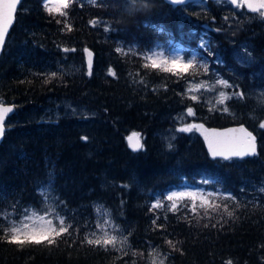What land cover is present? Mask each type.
<instances>
[{"label": "trees", "instance_id": "trees-1", "mask_svg": "<svg viewBox=\"0 0 264 264\" xmlns=\"http://www.w3.org/2000/svg\"><path fill=\"white\" fill-rule=\"evenodd\" d=\"M42 1H22L0 57V101L15 108L0 144V225L38 207L37 188L48 185L73 227L51 245L0 239V264H147L150 249L168 264H264L260 14L225 1L172 7L164 0H71L65 17L45 10ZM203 38L207 51L197 49ZM167 40L178 41L183 55L206 64L207 72L199 67L177 78L144 68L142 57ZM85 49L94 55L89 71ZM215 75L244 99L230 95L218 107L189 98L187 83ZM188 107L194 116H187ZM182 116L184 124L244 125L257 138V156L210 160L193 131H178L185 127ZM133 133L143 144L136 154L126 142ZM185 183L214 193L196 206L197 214L188 199L175 211L162 201ZM157 198L164 207L151 209ZM94 204L125 233L129 249L122 257L110 246L84 242L96 222Z\"/></svg>", "mask_w": 264, "mask_h": 264}, {"label": "snow or ice", "instance_id": "snow-or-ice-1", "mask_svg": "<svg viewBox=\"0 0 264 264\" xmlns=\"http://www.w3.org/2000/svg\"><path fill=\"white\" fill-rule=\"evenodd\" d=\"M95 4L96 0H92ZM173 4H185L187 0H170ZM234 6L239 7L238 0H229ZM247 3V7L250 11L259 12L261 16H264V0H244ZM19 0H0V47L3 46L5 42V37L8 32L9 27L14 21V13L17 8V4ZM71 3V0H58V7L56 8H48L47 3L45 4L46 10L50 13L52 11H56L61 16H67V12L61 11V8H68ZM227 19V17L225 18ZM58 24L63 23L64 27L68 31H72L70 25L66 22L57 20ZM92 26H96L98 24L97 20L90 21ZM105 31H109L108 27H105ZM201 47H206V44L202 41ZM63 51H75V49L65 48ZM87 52L89 58L91 57V52H88L87 49L84 50ZM117 52H122V49H117ZM146 63L143 64L144 68H151L154 70H159L165 73H170L172 76H176L177 78H182L187 75H195L197 69L199 67H203L205 72H207L206 64H197L195 57L192 59H182L179 56L176 57H168L165 56L162 52L153 51L151 55L145 54L142 57ZM89 68L91 69V59H89ZM108 74L115 76V73L111 68L108 69ZM56 74L52 73L54 77ZM217 84L228 88L232 87L228 84L227 81L217 80ZM205 87V82L201 81L199 84H192L189 82L188 91H199L201 88ZM211 90V89H209ZM232 95L239 97L240 99H244V94L242 92H234ZM193 101H197L198 97L192 95L189 97ZM231 97L225 94L224 92L219 93V98L217 99L218 104H223L225 100L230 99ZM3 102L0 101V137H2L4 133V120L6 118V114L13 111L12 107H4L2 106ZM217 110V109H210ZM223 111L227 112L228 109L225 107ZM187 115L194 116L195 112L192 107L187 108ZM183 119V116L180 117ZM259 126L264 128V122H260ZM202 125H188L185 127H181L178 131L189 132L192 131L193 128L199 130L202 128ZM238 132L241 137H233L230 136L229 133ZM210 135L216 139L211 140L209 136H205V140L208 142L209 152L213 158L221 157L224 160H229L232 157H243L246 155H254L255 154V137L252 136L250 132H247L243 127L239 129H229L226 132H211ZM139 134L133 133L132 136L128 137L129 147L132 148L133 151H137L143 147V145L139 142L138 139ZM137 137L135 142H133V138ZM82 139H87L83 137ZM207 182V181H205ZM41 193L43 195H47V192L44 189H41ZM187 197L192 200L191 210L194 214H197L195 209V200L197 199V194L195 192H172L167 195L165 198L169 201H174L176 199H183ZM228 199H232L231 196L227 197ZM202 199V197H201ZM160 207H164L161 201L157 200L155 203L151 205V209H157ZM216 208H219L220 205H215ZM150 209V210H151ZM170 210H178L177 204L175 202L170 206ZM225 210L227 211V206H225ZM231 211H227V215L229 217L232 216ZM205 215L207 213L205 212ZM33 217H36L34 220ZM158 218V217H157ZM7 219V217H5ZM153 224H156V221L153 220ZM2 227V235H0V239L4 240V242L13 245H19L23 247L26 244L39 245L41 243H47L49 245L56 242V238L60 237L62 234H69V229L73 226L70 223H66V220L63 216H60L58 213L54 211H46L44 214H38L35 212L30 213L28 210H25L23 217L16 221H9V223L5 225H0ZM112 227L111 222L109 220H104L102 224H97L96 230L91 233L89 236L84 237V242L88 245H94L97 247H103L107 250L109 246L115 247L117 243L123 244L124 240H119L117 235L112 234L116 229L112 227V232L108 229ZM207 227V225H205ZM167 243L175 247L173 241L167 240ZM160 264H164L163 260L160 261ZM228 264H231V261H228Z\"/></svg>", "mask_w": 264, "mask_h": 264}, {"label": "rangeland", "instance_id": "rangeland-1", "mask_svg": "<svg viewBox=\"0 0 264 264\" xmlns=\"http://www.w3.org/2000/svg\"><path fill=\"white\" fill-rule=\"evenodd\" d=\"M47 3V7L48 8H56L58 7V0H43L42 1V4L44 5V9L46 10V7H45V4ZM64 8H61V11H63ZM48 11V10H47ZM53 13L55 14H59L58 12L56 11H52ZM103 29H105V27H103ZM109 29V28H108ZM105 31V30H104ZM202 41L204 42V44H206V47H201V43ZM207 43H208V40L207 39H201L199 41V44H198V47L197 49H199L200 51H207ZM121 48V46H119ZM243 50H247V48L245 46L242 47ZM155 51V52H162L165 56H168V57H176V56H179L181 57L182 59H192L194 56H191V57H185L183 55L184 51H183V48L182 46L180 47L178 45V41H176L174 44L171 42V41H164L163 43H156L152 49L146 53L148 55H151L152 52ZM85 55V54H84ZM197 56V55H196ZM85 62H86V58H85ZM72 69H74L73 67V64H71L70 66ZM209 76V75H208ZM208 78V77H206ZM217 80H224L223 78L215 75L213 77V79H211L209 82H206L205 81V87L204 88H201L199 91H188L189 94L192 96V95H195L198 97V99L200 98H204L206 100V103L210 106H213V105H218L219 106H222L225 104V101L223 104H218L217 103V99L219 98V93L220 92H224L225 94H230L233 92L232 89L230 88H225L219 84L216 83ZM225 81V80H224ZM201 82V81H200ZM200 82H191L192 84H199ZM204 82V81H203ZM189 88V83H187V90ZM211 89V90H209ZM229 96V95H228ZM3 102V101H2ZM3 104H6L5 102H3ZM187 114V113H186ZM188 116V115H187ZM190 117V116H188ZM186 122V120L183 118L181 119V123L184 124ZM197 122L195 121H190L188 122L187 124H184V126H188V125H195ZM186 185V183H185ZM46 192H47V195H43L41 193V190H40V196L42 198V201L40 203V205L38 207H30V208H27L26 210H28L30 213L32 212H35V213H38V214H44L46 211H54L55 213H58L60 216H62L61 212H62V209L60 208L61 207V204L59 203V201L57 200V198H55V196L52 195V193L50 191H48L47 189L48 188H43ZM172 192H195L197 194V199L195 200V205H199V203H206L207 201L210 200V198L214 195V193H211L209 192L208 190H205V189H196V188H186V187H180L178 189H174L170 192H168L165 197L169 194H171ZM163 198L162 201H166V204L170 207L172 205L173 202L177 203L178 201H180L181 199H176L174 201H169L167 200L166 198ZM202 197V199H201ZM187 198V197H185ZM184 199V198H183ZM188 199V198H187ZM160 200V198H157L156 201ZM191 206H192V203L193 201L188 199ZM156 201H153V203H155ZM94 210H95V214H96V222L94 224V229L88 234L91 235L92 232H94L96 230V226L97 224H102L104 220H109L111 222V225L112 227H114L116 229L115 232H112V227H109V231L112 232V234L114 235H117L119 240H124L125 238V233L122 232V230L120 229V226L117 225V224H114L112 222V220L110 219L108 213L106 212V210L104 208H102V206H100L99 204H94ZM25 212V211H24ZM24 214V213H23ZM23 214L17 218L16 220H19L23 217ZM33 219L35 220L36 217H33ZM14 220V221H16ZM111 248H113L116 252H118L120 254V257H122L124 255V253L126 252L125 249H129L128 247V243H126V240H124V243L123 244H120V243H117V245L115 247H112L110 246ZM150 252V256L148 257V260H147V264H160V261L163 260L164 264H168L166 262V259L164 258V255L160 252H157L155 250H152L150 249L149 250Z\"/></svg>", "mask_w": 264, "mask_h": 264}, {"label": "water", "instance_id": "water-1", "mask_svg": "<svg viewBox=\"0 0 264 264\" xmlns=\"http://www.w3.org/2000/svg\"><path fill=\"white\" fill-rule=\"evenodd\" d=\"M209 1L214 2V1H219V0H209ZM223 1H226V3L229 4L233 9L237 8V6H234L232 3L229 2V0H223ZM21 2H22V0H19V3L17 4V8H16L15 13H14V20H15V14H16V12H17V10H18V7H19V5L21 4ZM164 2L167 3L168 5H171L172 7H179V6H183V5L189 4V3H200V2H202V0H187V2H186L185 4H179V5L171 3L170 0H164ZM238 4H239V0H238ZM242 6H243V8H244V10H245L246 13H249V14H257V13H259V12H253V11H250V10L248 9V7H247V3L244 2V0H242ZM261 11H264V9H262ZM261 18L264 19V16H261ZM13 23H14V21H13ZM13 23L11 24V26H10L9 29H8V32H7L6 37H5V41H6L7 35H8V33H9V31H10V29H11ZM4 44H5V42H4ZM4 44H3L2 47H0V56H1V54H2ZM88 52H91V54H92L91 57L89 58L87 52H85V58H86L87 69L90 70V68H89V59H91V67H92V62H93L94 55H93V52H92L91 50H88ZM2 106H4V107H12V108H13V111H12V112L6 114V118H5V120H4V124H5L7 118L14 114V106L11 105V104H2ZM196 125H202V126H203V127L200 128L199 130H197V129H195V128H193V130H194L195 134H196V135L202 140L203 145H204V148H205V151H206L208 157H209L211 160H221V161H229V160H231V159L244 160V159H247V158H253V157H255V156L257 155V143H256V137H255V136L253 135V133L250 132V131H249L244 125H241V124H239V125H232V126H228V127H224V128L208 127V126H206V125H205L204 123H202V122H198ZM241 127H243L247 132H250V133L252 134V136L255 137V154H254V155H246V156H243V157H232V158L229 159V160H224V159L221 158V157L213 158L212 155H211L210 152H209L208 142L205 140V136L208 135V136H209V139L214 140V139H216V138H214V137H212V136L210 135V133L213 132V131H215V132H226V131L229 130V129H239V128H241ZM4 129H5V126H4ZM4 132H5V130H4ZM229 135H230V136H233V137H241L242 134H240V133H238V132H233V133H229ZM3 136H4V133H3L2 137H0V143L2 142ZM129 136H132V135H129ZM129 136H128V137H129ZM140 136H141V135L139 134L138 139H139V142L141 143V141H140ZM128 137L126 138V142H127V147H128V149H129V151H130L131 153H133V154H136V153L140 152V151L142 150V148L139 149V150H137V151H133L132 148L129 147ZM136 139H137V137H134V138H133V142H135ZM141 144H142V143H141Z\"/></svg>", "mask_w": 264, "mask_h": 264}, {"label": "bare ground", "instance_id": "bare-ground-1", "mask_svg": "<svg viewBox=\"0 0 264 264\" xmlns=\"http://www.w3.org/2000/svg\"><path fill=\"white\" fill-rule=\"evenodd\" d=\"M143 137V136H142Z\"/></svg>", "mask_w": 264, "mask_h": 264}]
</instances>
